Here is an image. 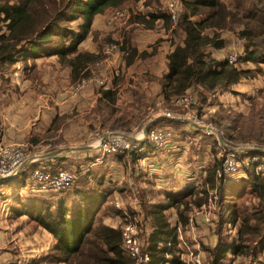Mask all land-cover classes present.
<instances>
[{"label":"rangeland","instance_id":"obj_1","mask_svg":"<svg viewBox=\"0 0 264 264\" xmlns=\"http://www.w3.org/2000/svg\"><path fill=\"white\" fill-rule=\"evenodd\" d=\"M172 1L174 0H159V5L155 4L156 7L158 6L157 10L154 7L155 11L170 15L169 3ZM181 1L185 6L183 0ZM146 3L145 0H140L123 5L118 9H107L97 15L89 26H86V21L81 15L72 21L63 20L62 31L65 35L69 33H75L77 36L85 35V38L77 44L76 50L64 54V59H62L60 53L57 51L68 47L72 43L73 35L70 34L69 36L62 37L58 35L59 32L55 31L56 34H53L52 40L43 44L42 51L30 54V56L22 54L11 68L5 66L3 68L4 73L0 71V91L5 92L4 96L0 97V131L2 125L8 124V109L11 100L13 102L16 99L21 102L19 104L21 107H17L19 110L15 115L17 122L21 125H30L33 120L32 110L34 108L37 109L39 105L38 88L36 85L40 86V93L42 89L45 90L44 92L42 91L45 95L55 89L56 86L63 85L64 89H61L62 92L74 96L75 101L67 103L66 107L69 110H67L64 116H59L57 125H59L58 128L60 129H51L49 132L45 131V133L39 132L37 134L39 138L37 143L40 145H35L34 149H30V146L29 151H26L29 154L32 153L29 156L44 154L60 147L96 145L103 138L107 143L116 138L121 140L126 139L130 146L136 147L138 152H140V158L134 164L130 163L129 157L125 159V163H118L114 155L119 153V151L112 152L113 154L104 153L103 149H101L102 145H100L98 148L100 152L93 157L101 158L102 155L103 157L109 155L105 171L104 168L90 167L87 158L81 160L69 158V161L67 160L68 162H66L63 168L76 174L77 165L74 163L75 161L81 162L85 165L82 167L81 176L85 175L87 170H90L91 177H94L93 179L100 172L108 175V178H113L115 183H119H114L117 185H114V187H117L119 190L117 195H112L108 201L103 203L98 216L101 215L103 222H107L108 220L110 224L116 226H123L125 220L127 221L130 218L138 219L139 237L142 222H147L148 220H146V217L144 218L146 214L145 208L148 209L153 204L161 201H180L179 205L183 203V207L181 204L179 210L175 206L166 209L173 229L177 230L178 227L181 229L177 230V232L181 231V233L175 232L184 248L181 258L188 264H194L195 260L199 258L201 261L203 260L202 264H205L207 259L206 249L212 248L215 245L220 232L223 233L227 229L232 233L235 232L231 229L233 228L232 225L230 226L228 222H223L224 217L221 218L219 214L221 206L217 193L204 185V180L207 176L206 170H208L209 166H213L216 162H219L224 155L222 151L224 148L218 140V134L222 136L223 134L212 118H218L224 112L225 114H229L231 111L233 113L240 111L248 112L247 108L253 104L252 98H257L261 95V91H264V64L258 66L260 71L254 78L245 79L223 92L210 95L206 102L202 103L201 109L199 108L201 103L199 102V91L201 89L194 88L185 92V94H193L198 99V102L194 105L180 104L176 98L170 105H165L161 97L157 99L156 94H145L144 100L138 105L136 101L138 95L135 96V94L125 91L120 95H116V100L113 104L116 110L109 113L108 107L105 106H108V101L102 92L105 90L103 87L112 85V82L117 80V75H120V68L125 63L124 59L127 61V55H131L132 43L137 46L136 39L140 38L141 44H139V48L142 47L143 49L141 50L143 52L140 54L142 61L134 65L135 71L139 74H151L152 71L154 72V74H151L153 79L158 80L157 73H160V75L163 73V64L157 66V71L155 69L148 70L146 66L147 59L150 56L147 54L142 56L143 53L152 52L162 59L163 56H167L169 48L173 43L181 41V32L179 30L176 31L179 21L176 24L171 22L170 27L167 28L163 27V20L155 21L152 28L145 26L143 23L135 22L151 30L150 33H154L152 34V40H149V42L147 40L149 35L144 30H141L142 37H135L138 33H135L131 29H141L142 26L140 27L137 24L136 26H132L131 24L134 23L133 19L135 16L150 11V7ZM125 9H128V18H118L112 24L108 23L117 10ZM71 10L75 11L74 8H71ZM146 19L151 20L149 15H146ZM144 27L143 29H145ZM128 37L131 40L130 45L125 46L124 44ZM224 37L228 43L225 54L228 53L227 56L229 54H236L240 57L244 50L243 42L239 41L238 37L231 31H225ZM121 38H124V43L119 50L106 53L107 46L111 45L112 42H118ZM146 48L149 49L145 51ZM123 50L126 52L125 56L122 55V59L120 58L122 63L118 61L116 70L112 73L106 65V59L116 53H121ZM82 53L93 55V59L88 60L87 67L81 69L79 74H77L73 72L68 61L70 59L75 60L76 56ZM243 66L255 67L251 63H244ZM86 71L87 73L89 72V76L85 77ZM16 73H18V76H16ZM2 74H4V77ZM11 78H13L14 81L12 80V82H14L16 87L11 85ZM145 80L152 79L145 77ZM83 82H85V85L77 91L76 87ZM122 82L123 85L127 83L132 84V86L138 84L134 82L131 76L125 77V79L120 77L118 83L121 84ZM93 83H96L95 86L89 88ZM98 92L100 97H98L99 95H95ZM99 98H102V105L100 106L98 105ZM104 99L105 101H103ZM72 104H75L73 109H71ZM145 108L148 110H145L146 113L143 114ZM102 113H105L104 117L101 115ZM173 119L189 120L190 122H195L200 128L197 130V127L190 122H172L171 120ZM151 121L155 123L152 127ZM148 123H150L148 125L150 129L144 132V128ZM226 124L227 122L224 121L223 125ZM114 125L116 126L114 127ZM204 126L210 127L211 130H205ZM44 129L42 130L44 131ZM152 131L162 133L161 140L153 139L151 137ZM115 132L123 136H112L111 134ZM18 135L17 137L13 132V134L6 136L10 143L1 141L0 135V144L26 143L30 145L31 136L28 137L25 133ZM127 135L137 140L129 139L126 137ZM225 141L231 145L235 144L227 139ZM233 146L248 147L252 145L242 143ZM215 149L217 150L215 151ZM245 153H247V156H245L247 159L252 155V151ZM67 155L74 154L70 153ZM235 155L237 154L232 155L228 153L226 155L228 163H238L239 166L236 169H232L226 162V171L229 172V175L242 176V165L246 163L247 159L241 160ZM257 156L260 157L259 155ZM262 159H264V156H262ZM104 175L100 179H104ZM81 176L75 180L72 186L62 191H47L45 195L32 189L31 183L28 180V185L33 192L26 190L25 194H22V198L29 196L28 194L37 193L32 197H36V199L41 197L45 199L49 197L51 199L50 197H52L53 201L57 198L59 200L63 199L66 205L73 208V210L75 207H79L78 205H88L86 201L80 199L81 197L78 199V196L76 199L74 195L75 187L85 186L83 181L86 178H81ZM108 181L105 182L103 187L111 188L113 181ZM86 186L89 185L87 184ZM202 189H208V200H206L208 203L203 204L205 203L203 202L200 206L196 205L195 201L202 197L203 193L199 192ZM142 193H144V197H141L143 196ZM17 198L19 196L12 192V190L10 191L9 188L3 186L0 189V243L2 239L4 247L8 248L5 254L0 253V264H9L13 261H16L15 264L28 263L27 261L24 263L18 259L29 254V250L32 249L31 246L38 243L40 236L44 239L40 232L42 231L41 228L33 219L28 217L27 213L24 212V206H20L17 203ZM141 201L143 202L141 203ZM25 202L30 203V201L26 200ZM52 203L57 204L58 201ZM186 203L188 204L187 206ZM87 207L88 209L90 208L89 206ZM186 207L187 209L185 210ZM56 208L52 207L51 209ZM18 211L21 213H18ZM181 211H183L182 217H180ZM96 225H98V222ZM38 232H40V235L35 234ZM48 253L50 252L42 255H48ZM228 255V258L226 257L220 264H264V252L254 260L233 259L231 252ZM38 257L31 258L35 259L34 264H53L49 261L36 259ZM168 258L169 255L167 256ZM28 261L30 260L28 259Z\"/></svg>","mask_w":264,"mask_h":264},{"label":"trees","instance_id":"obj_2","mask_svg":"<svg viewBox=\"0 0 264 264\" xmlns=\"http://www.w3.org/2000/svg\"><path fill=\"white\" fill-rule=\"evenodd\" d=\"M138 1L140 0H0V71L4 73L5 66L11 68L22 54L30 56L42 51L43 44L52 40L55 31L62 37L73 35L72 43L57 51L64 59L63 55L76 50L77 44L85 35L77 36L75 33L65 35L62 31L63 20L72 21L81 15L86 21V26H89L95 17L105 10L118 9ZM145 1L150 11L138 14L133 22L143 23L152 28L155 21L163 20V27H170V15L155 11L158 8L155 4L159 5V0ZM183 2L184 11L176 30L181 32V41L172 44L171 51L167 53V71L156 81L160 84L165 105H170L175 98L184 95L190 89L200 88L201 109L202 103L206 102L210 95L223 92L245 79H252L260 71L258 66L264 64V0H183ZM146 15H149L151 20L146 19ZM225 31L233 32L243 42V54L233 63L229 62L228 53L225 54L228 47L227 39L224 37ZM130 41L128 37L124 45L129 46ZM137 50L132 46L131 55H127V64L132 61ZM223 54L224 57H221ZM145 55L146 52L142 56ZM91 59L93 55L82 53L78 54L75 60L70 59L68 62L73 72L79 74ZM244 63H251L255 67L243 66ZM2 76L4 77V74ZM86 76H89L87 71ZM142 76L144 79L147 74ZM135 87L132 93L138 95L136 101L139 105L147 93L138 84ZM102 92L108 101V106L105 105L108 112H114L116 109L113 104L117 93L110 90ZM260 94L257 98H252L253 104L247 108V113L244 111L233 113L230 110L229 114L224 112L220 117L212 118L223 137L235 143L232 145L249 143L264 148V91ZM98 101V105H102V98ZM197 102L198 99L195 98L191 104ZM145 110L148 109L145 108L143 111ZM101 115L104 117L105 113ZM171 121L181 123L178 119ZM224 121L227 122L226 125H223ZM154 125L155 123L151 124V127ZM0 135L2 139V133ZM222 151L224 155L220 161L206 170L204 185L217 193L221 206L219 214L221 218L224 217L223 222L232 225L231 229L235 232L232 233L228 229L220 232L215 245L206 249L205 264H220L222 260L228 258L229 252L233 259L240 260H254L264 252V159H262L264 152L252 151L248 159L245 157L247 153H236L241 160L247 159L242 165L243 174L239 176L229 175L226 171V155L230 152L225 148ZM114 156L118 163H125V159L129 157L130 163L134 164L140 158V152L117 153ZM57 157L59 156L52 159ZM87 160L88 164H91L96 162V157ZM74 164L77 165L75 170L77 178H80L83 171L82 163L75 161ZM27 169L18 176L28 178ZM81 178H86L83 181L85 186L75 187L74 195L76 199L78 196V199L81 197L80 199L86 201L88 205H78L79 207L73 210L63 199L57 198L53 201L52 197L51 199L35 197L30 203L17 201L20 206H24V212L28 217L53 236L54 245L50 253L39 259L53 264H134V260L123 246L122 226L105 224L101 220V215L98 216L112 189L105 187L101 191L100 188L105 185L103 179H93L90 170ZM87 184L89 186H86ZM96 190H99L100 194L95 193ZM199 192L203 195L195 204L201 206L208 200V189ZM41 194L45 195L47 191ZM142 194L141 197H144V193ZM179 202L161 201L148 209L144 206L146 210L144 218L148 219V223L142 222L140 239L143 250L151 257L148 264H187L181 258L184 253L182 242L177 235H173L174 229L166 212L168 207L175 206L178 210L181 204L183 207V203L179 205ZM52 207L57 208L51 209ZM182 216L183 211L180 212V217ZM34 263L33 259L29 264Z\"/></svg>","mask_w":264,"mask_h":264},{"label":"crops","instance_id":"obj_3","mask_svg":"<svg viewBox=\"0 0 264 264\" xmlns=\"http://www.w3.org/2000/svg\"><path fill=\"white\" fill-rule=\"evenodd\" d=\"M136 24L137 23H133L131 25L132 26H136ZM137 25H140V24H137ZM141 26L142 25H140V27ZM143 27L144 26H142L141 29H131V30H133L135 33H138V35L135 36V37H138V36L142 37L141 30L146 31L148 33L147 35H149L148 39H147L148 42H149V40H152L151 39L152 36H153L152 34H154V33H150L151 30H148L145 27H144L145 29H143ZM121 39H122V41L124 40V38H121ZM237 39L242 42V40H240L239 38H237ZM136 42L138 43L137 46L134 45V43H132L133 46L138 49L136 56H134V58L132 59V61L129 64H127V61L124 59L125 63H123L121 68H120V72H119L120 75H117V80L115 82H112V85H106L105 87H103V89L110 90L112 92H116L118 95H120L121 93H124L125 91L129 92V93H132V92H134L133 89H134V87L137 84L132 86V84H128V83L126 85H123V82L121 84L118 83V80L120 79V77L122 79H125V77L131 76L133 78L134 82L135 83L137 82L138 85L141 86L145 90V93H147V94H156L157 99H159L160 97L162 98L160 84L158 82H155L156 80H154V79H152V80H145V78L142 79V77H143L142 75L143 74H139V73H137L135 71L134 65L137 62L139 63V62L142 61V57L140 56V54L143 52V51H141V50H143L142 47L139 48V44H141L140 38L139 39L137 38ZM149 48H146L145 51L147 49H149ZM171 49H172V47L169 48V51H171ZM241 51H242V49H241ZM146 54L148 56H150L147 59V66L146 67H147L148 70H150V69L154 70L155 69L157 71L158 70L157 66L158 65L161 66L163 64V66H162L163 73H165L167 71V67H168V58H167V56H163V58L161 59V58H158L152 52L151 53L148 52ZM119 55H120V57H119ZM122 55L125 56V51L124 50L121 53H118V54L116 53V54L112 55L110 58L106 59V65H107V67L110 68V71L112 73L116 70L118 61H120L122 63V60H121L122 59L121 58ZM224 55L225 54H223L221 57H224ZM156 67H157V69H156ZM117 72H118V70H117ZM151 74H154V72L151 71ZM151 74L147 73L146 77L153 78V76ZM162 74L160 75V73H157L158 79H159V77L162 76ZM12 80H13V78H11V82H12ZM60 84H62V83H60ZM95 84L96 83H93L92 85L89 86V88L94 87ZM11 85L16 87V85H14V82H12ZM56 85H58V84H56ZM36 86L38 88V97L39 98L38 97L37 98H38L39 105H38L37 109L34 108L32 110L33 120H32V123L30 125H26V124L21 125L19 122H17V119L15 117V115L17 114V112L19 110V108H17V107H21V106H19V104L21 102L17 101L15 99V100H13V102L11 100V102L9 103V109H8L9 110V112H8L9 121H8L7 125H2V129H1V132L3 133L1 141H3L4 143H10L7 140L8 137H6V136L13 134V132L15 133V135H17V137L19 136L18 134L25 133L28 137L31 136L30 137V140H31V142H30L31 148L30 149H34L35 145H37V146L40 145L39 143H37V141L39 140L37 134L39 132H44L45 133V131L49 132L51 129H55V130L60 129V128H58L59 125H57V120L60 118L59 116H64V114L67 112V110H69L66 107L68 105L67 103L75 101V97L72 96V95H68L65 92H62L61 89H64L63 85L56 86L55 89H53L52 91H50L46 95L44 93H42V91L43 92L45 91L44 89H42L41 93H40V86H38V85H36ZM57 87H61V88L58 89ZM4 93L5 92H3L1 90L0 91V97L2 95L4 96ZM95 95H99V92L95 93ZM98 97H100V95ZM103 101H105V99ZM93 105H94V103H93ZM74 106H75V104H72L71 105V107H72L71 109H73ZM14 120H15V122H14ZM152 121H154V120H152ZM152 121H151V124L153 123ZM43 128H45L44 131L42 130ZM4 134H5V136H4ZM9 137H11V136H9ZM15 142H17V141L15 140ZM98 145H99V143L97 142L96 146H98ZM98 148L96 147L94 150H88V151H82V152H74L73 153L74 155L62 154V155H59V157L54 158V159L47 158V159L33 160L27 166L29 168L27 169V167H25L24 169H27L26 172L30 173L31 170L33 168H35L36 166L45 165V164L50 166L52 169L62 168V167L65 166L66 162L69 161V158H73L74 160H81V159H84V158H93V156H96L100 152ZM31 154L32 153H30L29 155H31ZM29 157H31V156H29ZM102 157H103V155H102ZM102 157L101 158L100 157L99 158L96 157V160H95L96 162H92L91 161L92 165L89 164V166L90 167H95L96 166L98 168H104V171H105V169H106V167L108 165L107 160L109 159V155L108 156L106 155V157L104 156L103 159H102ZM48 159H50V160H48ZM99 159H101V160H99ZM80 164H81V162H80ZM83 166H85V165H83ZM83 166L81 164V168ZM103 175H104V173H100L99 172L97 174V176H95L96 180H99L100 178H102ZM103 178H104L103 179L104 183L105 182H109L108 180L113 181V178H111V177L108 178V175H104ZM28 180H29V178H23V175H21V176L17 175L15 178L9 179L7 181H0V189H2L3 186H4L6 188H9L10 191L12 190V192H14L15 194H17L19 196V198H17L18 201H20V200L21 201L22 200L23 201H25V200L26 201H33V199L35 198V197H32L33 195L26 196V197L22 198V196H23L22 194L23 193L25 194V191L30 189V186L28 185ZM114 183L115 182L113 181V183L111 184L112 193H111L110 197L112 195L116 196L117 192L119 191L117 187L116 188L114 187L115 184H119V183H115V184ZM115 186H117V185H115ZM104 189H105V187L100 188L101 191H103ZM120 189H121V187H120ZM28 192H30V191H28ZM95 193L100 194V191L96 190ZM109 198H108V200H109ZM109 222L110 221L107 220V222L105 224H108V225H111V226H116V225L110 224ZM39 227L42 230L40 232H41V235L44 237V239H42L41 236H40V238L38 240V243L36 245L31 246L32 249L29 250L30 251L29 254L27 256H24V257L18 259V260H20V261H22L24 263L26 261L28 262V263H25V264H29L33 260V259H31L33 257L39 256L38 258H36V259H39V258H42V257L46 256V255H42V254H46L47 252H49L53 248L54 239H53L52 234L47 229H45L44 227H41V226H39ZM175 231L176 230L173 231V235H175ZM40 232L35 233V234L36 235H40ZM34 239H36V237H34ZM7 250H8V248L4 247V241H2V239H1L0 253L2 252V253L5 254L7 252ZM5 259H6V257H5ZM28 259L30 261H28ZM34 261H35V259H34ZM15 262L16 261H13V262H10L9 264H15Z\"/></svg>","mask_w":264,"mask_h":264},{"label":"built area","instance_id":"obj_4","mask_svg":"<svg viewBox=\"0 0 264 264\" xmlns=\"http://www.w3.org/2000/svg\"><path fill=\"white\" fill-rule=\"evenodd\" d=\"M184 9V4L181 0H174L169 3L170 10V19L171 22L176 24L180 19V13ZM128 9L117 10L112 17L109 19L108 23L112 24L118 18H128ZM123 45L122 39H119L118 42H112L111 45H108L106 48V53L112 52L113 50H119ZM229 62H236L238 55L229 54ZM18 76V73H16ZM87 83V81H85ZM83 82L81 85L76 87L78 91L85 85ZM177 102L180 104L189 105L195 101V97L191 93L181 95L176 98ZM151 137L155 140H161L162 133H156L155 131L151 132ZM104 140V138H103ZM31 145L26 143L19 144H0V174L1 175H10L13 174L20 165L29 158V151ZM104 153L113 154L112 152L126 153L131 151H138L134 146H130L129 142L124 139L119 138L112 139L108 143L103 142L102 148ZM234 155V154H232ZM236 156V155H235ZM228 158L225 160V167L227 169ZM229 167L236 169L239 166L238 163H228ZM78 175L66 168L52 169L47 164L36 166L29 173V181L31 183V188L39 192L46 191H62L70 186H72L77 179ZM139 220L136 218H130L127 221L125 220L122 226V237H123V246L128 252L130 257L134 260V264H148L151 261L149 253L145 252L141 245V240L139 237ZM177 230H181L179 227ZM175 231L176 233H181V231ZM171 241V239H170ZM169 241V243H170ZM187 246V245H186ZM194 264H202L201 259L197 258ZM188 264V263H187Z\"/></svg>","mask_w":264,"mask_h":264},{"label":"water","instance_id":"obj_5","mask_svg":"<svg viewBox=\"0 0 264 264\" xmlns=\"http://www.w3.org/2000/svg\"><path fill=\"white\" fill-rule=\"evenodd\" d=\"M181 121H185V122H190L189 120H185V119H178ZM193 125H195L196 127L200 128L199 125H197L195 122H190ZM150 123L146 124L145 128H144V132L147 131L148 125ZM205 130L210 131L211 128L208 126H204ZM112 136H123L117 132L112 133ZM129 139H132L134 141H136L137 139L132 137V136H126ZM105 140V139H104ZM104 140L102 139L99 143L98 146L96 145H87V146H80V147H60L57 149H54L50 152L44 153V154H40V155H35V156H31L29 158H27L21 165L20 167L13 173L10 175H1L0 174V181H7L9 179L15 178L25 167H27L33 160H37V159H47V158H53L62 154H69V153H74V152H82V151H88V150H94L96 147H100V145L103 144ZM218 140L220 142V145L222 147H224L225 149H227L231 154H236L238 152H249V151H262L264 152V148L261 147H252V146H248V147H236L233 146L231 144L226 143L224 137L220 134H218Z\"/></svg>","mask_w":264,"mask_h":264}]
</instances>
